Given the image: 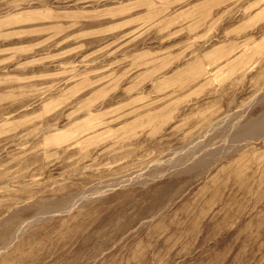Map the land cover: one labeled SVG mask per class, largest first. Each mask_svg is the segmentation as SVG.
<instances>
[{"label": "rangeland", "instance_id": "1", "mask_svg": "<svg viewBox=\"0 0 264 264\" xmlns=\"http://www.w3.org/2000/svg\"><path fill=\"white\" fill-rule=\"evenodd\" d=\"M254 121L264 0H0V264H264Z\"/></svg>", "mask_w": 264, "mask_h": 264}, {"label": "bare ground", "instance_id": "2", "mask_svg": "<svg viewBox=\"0 0 264 264\" xmlns=\"http://www.w3.org/2000/svg\"><path fill=\"white\" fill-rule=\"evenodd\" d=\"M264 124L261 122L254 121L252 123H247L243 128L238 129L237 133L235 134V137H239L241 139H245V137L253 138L258 133H260L263 130ZM204 161L199 160L193 167V168H200L203 167ZM6 220V219H5ZM9 224V223H8ZM18 231V229H17Z\"/></svg>", "mask_w": 264, "mask_h": 264}]
</instances>
